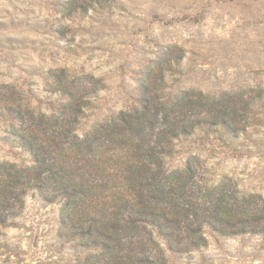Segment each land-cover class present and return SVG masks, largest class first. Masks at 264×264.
<instances>
[{
    "label": "trees",
    "instance_id": "trees-1",
    "mask_svg": "<svg viewBox=\"0 0 264 264\" xmlns=\"http://www.w3.org/2000/svg\"><path fill=\"white\" fill-rule=\"evenodd\" d=\"M114 2L57 4L66 20ZM178 51L166 47V57L143 71L132 102L87 128L81 118L98 96L99 78L80 79L65 68L47 73L63 99L49 114L35 112L1 85L0 115L12 122L8 138L29 157L0 160V227L21 213L25 196L34 192L61 204L62 235L90 251L83 264H171V256L208 245V234L264 235L260 194L240 190L227 175L210 177L195 156L180 167L166 164L176 152L174 141L197 128L242 132L264 89L169 91L164 67L181 61Z\"/></svg>",
    "mask_w": 264,
    "mask_h": 264
},
{
    "label": "rangeland",
    "instance_id": "rangeland-1",
    "mask_svg": "<svg viewBox=\"0 0 264 264\" xmlns=\"http://www.w3.org/2000/svg\"><path fill=\"white\" fill-rule=\"evenodd\" d=\"M59 1L0 0V90L10 86L35 112L49 114L63 101L47 73L91 74L102 87L81 118L87 128L130 104L143 71L172 46L182 59L164 67L169 91L264 89V0H115L66 20ZM248 120L236 136L197 128L174 141L166 164L180 167L195 156L210 177L227 175L240 190L264 197V92ZM11 124L0 115V160L26 161L28 154L8 138ZM60 206L28 193L21 213L0 227V264H83L90 251L62 235ZM170 261L264 264V235L208 234V245Z\"/></svg>",
    "mask_w": 264,
    "mask_h": 264
}]
</instances>
